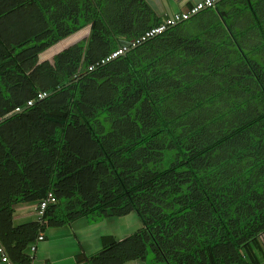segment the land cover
<instances>
[{
  "label": "trees",
  "instance_id": "obj_1",
  "mask_svg": "<svg viewBox=\"0 0 264 264\" xmlns=\"http://www.w3.org/2000/svg\"><path fill=\"white\" fill-rule=\"evenodd\" d=\"M146 3L0 0V74L34 88L0 104V125H21L23 183L53 191L55 225L137 213L141 229L110 245L119 264H249L264 232V0H221L133 46L162 22ZM86 29L56 67L40 61Z\"/></svg>",
  "mask_w": 264,
  "mask_h": 264
},
{
  "label": "crops",
  "instance_id": "obj_2",
  "mask_svg": "<svg viewBox=\"0 0 264 264\" xmlns=\"http://www.w3.org/2000/svg\"><path fill=\"white\" fill-rule=\"evenodd\" d=\"M199 1L202 0H146L145 9L152 19L151 23H154L187 11ZM220 1L216 0L215 5ZM89 34L86 29L69 37L58 48L43 53L40 61L41 58L42 61L46 59L56 67L59 64L56 56L73 46H85ZM78 36L83 41L86 37L84 43L82 39H77ZM0 50L3 53L5 48L0 47ZM33 90L29 83L25 87L16 83L10 85L8 76L0 74V104L4 107L12 98L33 95ZM20 134L21 125L17 120H9L0 125V163L4 165L0 166V240L7 247L12 260L16 264H119L113 257H118L117 251L111 250L110 245L115 241L122 242L140 230L139 218L129 214L116 216L109 213L99 221L80 217L69 223L55 225L53 221L58 211L56 203L48 206L46 216L45 213L41 216L40 204L48 189L42 190L37 198L28 190V184L23 183L21 161L16 158L18 156L23 160L25 155L21 150ZM7 151L9 154H6ZM3 222L11 223V231L3 227ZM33 244H36L35 251L31 249ZM245 252L249 264H264V232L256 239L253 249L246 247ZM147 257L127 260L121 264H149ZM0 264H3L1 256Z\"/></svg>",
  "mask_w": 264,
  "mask_h": 264
},
{
  "label": "built area",
  "instance_id": "obj_3",
  "mask_svg": "<svg viewBox=\"0 0 264 264\" xmlns=\"http://www.w3.org/2000/svg\"><path fill=\"white\" fill-rule=\"evenodd\" d=\"M216 0H202L197 3H195L193 6H191L187 11L178 12L174 15H171L168 18H165L160 24L151 27L150 29H147L143 34H141L139 37H137L133 42L132 45L136 46L137 44H140L160 33L165 31L168 27L173 26L177 24L178 22L187 20L191 18L193 15L197 14L203 9H206L208 7H212L215 5ZM130 48L129 45H121L111 53H109L107 56L103 57L102 59L96 61L94 64H92L89 67V70L95 69L97 66H101L109 61H112L113 59L119 57L122 54H125L128 49ZM48 95V92L46 91H39L35 98H31L27 100L25 106H32L36 100H40L45 98ZM24 107V106H23ZM22 106H17L11 113L15 112H21L23 111ZM3 117H0V123L3 121ZM57 201L55 194L53 191L48 190L46 196L44 197L43 201L40 204V214L41 216L45 213L46 209L50 204H54ZM40 239H43V236L39 237ZM32 251L36 250V244H33L31 246ZM0 256L3 264H15V262L10 257L9 253L7 252L4 244L0 240Z\"/></svg>",
  "mask_w": 264,
  "mask_h": 264
},
{
  "label": "rangeland",
  "instance_id": "obj_4",
  "mask_svg": "<svg viewBox=\"0 0 264 264\" xmlns=\"http://www.w3.org/2000/svg\"><path fill=\"white\" fill-rule=\"evenodd\" d=\"M189 26H192V23L190 22V24H189ZM84 32V31H83ZM80 36H78V38L77 39H79V40H81L82 39V37H80ZM85 38L86 37H84V41H85ZM82 41H83V39H82ZM84 41H83V43H84ZM131 220V219H130ZM136 227V225L135 226H133L131 229H134ZM152 254L150 253V256H151Z\"/></svg>",
  "mask_w": 264,
  "mask_h": 264
},
{
  "label": "water",
  "instance_id": "obj_5",
  "mask_svg": "<svg viewBox=\"0 0 264 264\" xmlns=\"http://www.w3.org/2000/svg\"><path fill=\"white\" fill-rule=\"evenodd\" d=\"M218 1V0H217ZM110 214H112V212L110 211L109 212ZM129 215H132V216H136V217H138L139 218V216L137 215V213L136 212H132L131 214H129ZM139 220H140V218H139ZM141 221V220H140ZM143 225H142V223H141V227H142Z\"/></svg>",
  "mask_w": 264,
  "mask_h": 264
}]
</instances>
